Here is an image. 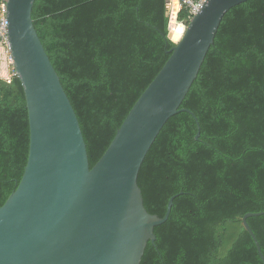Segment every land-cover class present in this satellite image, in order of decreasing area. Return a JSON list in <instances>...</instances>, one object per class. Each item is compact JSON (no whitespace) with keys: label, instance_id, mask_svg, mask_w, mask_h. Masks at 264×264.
Wrapping results in <instances>:
<instances>
[{"label":"trees","instance_id":"1","mask_svg":"<svg viewBox=\"0 0 264 264\" xmlns=\"http://www.w3.org/2000/svg\"><path fill=\"white\" fill-rule=\"evenodd\" d=\"M167 13V0L34 2L33 26L75 112L90 168L170 56ZM175 21L188 22L187 12L179 9ZM180 109L193 116L179 112L165 123L138 174L149 214L162 218L178 195L140 264H262L241 219L264 212V0L224 15ZM28 151L23 88L16 76L0 79V207ZM247 223L264 256V216Z\"/></svg>","mask_w":264,"mask_h":264},{"label":"water","instance_id":"2","mask_svg":"<svg viewBox=\"0 0 264 264\" xmlns=\"http://www.w3.org/2000/svg\"><path fill=\"white\" fill-rule=\"evenodd\" d=\"M250 0H205L186 24L175 22L174 44L159 73L138 98L110 143L89 167L86 145L72 105L33 26L35 0H4L12 68L23 88L29 151L22 178L0 207V264H140L154 228L165 223L143 204L137 179L165 123L179 112L224 15ZM173 19V22H172ZM199 132L195 140L199 139ZM242 227L264 264L247 219Z\"/></svg>","mask_w":264,"mask_h":264},{"label":"built area","instance_id":"3","mask_svg":"<svg viewBox=\"0 0 264 264\" xmlns=\"http://www.w3.org/2000/svg\"><path fill=\"white\" fill-rule=\"evenodd\" d=\"M175 2L178 3L179 9L187 12L189 21L194 15L200 12L205 0H175ZM167 9L169 13H172L173 5L167 4ZM7 25L4 0H2L0 3V57L4 58L6 63L5 66L10 69L7 76L3 79L5 81H9L13 76H15V72L12 68V58L8 43Z\"/></svg>","mask_w":264,"mask_h":264},{"label":"crops","instance_id":"4","mask_svg":"<svg viewBox=\"0 0 264 264\" xmlns=\"http://www.w3.org/2000/svg\"><path fill=\"white\" fill-rule=\"evenodd\" d=\"M0 53H1V50H0ZM2 57H0V79H4L5 76H7L9 70L8 68L4 65L3 66V61H2Z\"/></svg>","mask_w":264,"mask_h":264},{"label":"rangeland","instance_id":"5","mask_svg":"<svg viewBox=\"0 0 264 264\" xmlns=\"http://www.w3.org/2000/svg\"><path fill=\"white\" fill-rule=\"evenodd\" d=\"M171 15L173 16V14H172V13H171ZM170 22H171V20H170ZM172 22H173V19H172ZM175 22H176V21H175ZM2 59H3L2 61H3V63H4V64H3V66H4V65H6V63H5V61H4V58H3V57H2ZM8 70L10 71V69H8Z\"/></svg>","mask_w":264,"mask_h":264},{"label":"bare ground","instance_id":"6","mask_svg":"<svg viewBox=\"0 0 264 264\" xmlns=\"http://www.w3.org/2000/svg\"><path fill=\"white\" fill-rule=\"evenodd\" d=\"M175 2V0H173Z\"/></svg>","mask_w":264,"mask_h":264}]
</instances>
